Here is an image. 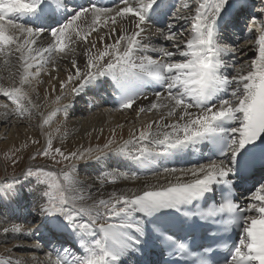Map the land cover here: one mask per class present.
Masks as SVG:
<instances>
[{
	"label": "snow or ice",
	"instance_id": "1",
	"mask_svg": "<svg viewBox=\"0 0 264 264\" xmlns=\"http://www.w3.org/2000/svg\"><path fill=\"white\" fill-rule=\"evenodd\" d=\"M178 3L177 8L167 0H114L105 6L90 0L69 11L66 0H0V56L19 53L22 68L19 86H0V95L14 105L8 111V104L0 102L5 118H24L38 107L25 85L33 80L43 83L42 74L51 77L58 58L74 53L72 45L77 43L87 45L86 62L81 67L71 58L66 80L59 81L61 92L70 85L71 93L78 96L103 81L116 99L115 110L135 106L137 118L149 113L159 117L131 130L119 144L113 130V139L89 157L99 161L109 154L124 156L148 169L156 182L146 181L140 189L113 191L107 198L93 200L85 195L72 163L84 159V152L65 154L54 147L49 135L46 146L32 155L33 160L58 156L67 162L59 172L37 167L24 173L42 188V225L72 238L70 246L55 250V255L45 254L48 264H219L220 247L227 250L224 264H264V20L253 17L246 29L254 58L235 67L226 58L238 49L220 41L233 23L234 10H243L248 0ZM260 3L264 14V0ZM15 17L33 26L18 23ZM166 17L185 20L190 27L177 31L174 23H168L162 35L173 50L149 47L141 39L145 27ZM92 33L102 48L89 40ZM106 37L112 42H105ZM45 38L46 46H38ZM230 66L233 73L228 75ZM150 85L164 91H155L148 105L138 104L149 99L144 89ZM61 99L57 95L51 103L59 106ZM60 110L54 108L43 124L48 125ZM189 151L201 152L206 162L189 167L159 163ZM138 178L109 172L101 184ZM248 183L250 200L242 205L236 191ZM11 194L18 195L5 186L0 200ZM235 229L243 236L229 245L227 234ZM2 231L23 230L14 224ZM32 247L40 249L41 244ZM165 255L169 259L162 262L153 259ZM0 264L21 262L9 256Z\"/></svg>",
	"mask_w": 264,
	"mask_h": 264
},
{
	"label": "bare ground",
	"instance_id": "2",
	"mask_svg": "<svg viewBox=\"0 0 264 264\" xmlns=\"http://www.w3.org/2000/svg\"><path fill=\"white\" fill-rule=\"evenodd\" d=\"M68 10L71 11L73 7L79 5H87L90 0H66ZM94 2V0H93ZM167 3L173 5L176 4L178 8L180 5L178 0H167ZM261 8V3H258ZM171 11H175V8ZM237 9L234 10L233 17L236 16ZM59 18V17H58ZM18 23H26V26H33L30 23H27L25 18L15 17ZM167 20V23H174L175 29L177 31L185 30L190 27L187 21L179 20L172 21L170 17L164 18ZM244 19V20H243ZM243 23L247 18H243ZM79 23V22H78ZM149 23L145 27V32L142 34V41L147 44L149 47H165L169 50H173L171 48V42L165 41L162 33H167L168 29H161V26H151ZM249 26H251V20H249ZM248 26V27H249ZM82 28H86L87 26L81 23ZM125 27H130L129 25H125ZM239 27V24L233 20V23L229 28ZM243 28V25H242ZM241 28V29H242ZM247 28H243L236 36L228 37L226 41H220L222 45L227 47L238 49L232 56L227 57L226 60L230 65H234L235 67H239L241 63L250 61L254 58V50L252 49V42L246 39L248 35ZM105 30H102L99 35H104ZM238 33V29H236ZM90 41H96L97 47L102 48V43L99 42L98 36L96 33H92L89 37ZM48 40L45 38L44 40H40L38 46H46ZM105 42L111 43L112 40L108 37L105 38ZM75 49L74 53H70L66 56L62 55L61 58L57 60V70L52 72L51 77L49 75L42 74L40 80L43 83L37 84L35 80L32 81L31 85H25V90L29 92V95L32 98L34 104L38 105L36 108H31V115L25 116L24 118L17 119L15 115H8L5 118L6 110L0 108V151H4L5 149L10 148H19L20 146L30 143L31 139L36 135H44L45 128H47L46 136L54 137L56 141H59L61 145H63L66 149L71 151H83L87 154H91L95 157L98 153L95 151L97 148L103 149L104 144L109 140L113 139L112 132L115 130V140L116 143H122L123 140H127L129 138V133L133 129H139L142 125L147 122L158 119L159 117L155 113L149 114H140L139 118H137V112L135 110V106L132 110H115L118 107L115 97L112 94L111 89L108 87V84L100 81L95 86H89L84 89L78 96H74L71 93V86L66 87L63 92L59 89V81L66 80L67 75L69 74V70L71 69V58H75L79 66L83 67L86 62L85 50L87 45L84 43H77L72 45ZM95 49H93V52ZM19 53L13 52L10 58H6L4 56H0V86L2 87H12L19 86V78L22 73V68L20 67L21 62L18 60ZM155 56V54L153 53ZM245 56H248L245 58ZM7 59V63L5 60ZM246 60V61H244ZM49 70L51 71V66L49 65ZM34 71V69H33ZM233 73V69L230 66L226 74L230 75ZM58 77V79L54 78ZM107 85L106 87H102ZM53 86H55L56 90L52 91ZM35 91H32V89ZM163 92L164 89L160 88L159 85H150L144 89L148 96V100H140L138 104L140 105H148L149 101L154 99L153 93L155 91ZM57 95L62 96L60 101V105H53L51 101L55 99ZM2 96V95H0ZM5 98V97H4ZM2 103L8 104L10 111L14 105L11 104L10 101L8 103L6 100H0ZM10 102V103H9ZM43 107L41 109L40 107ZM63 106H67L66 110ZM60 107V111L56 112L55 116H53L51 122L48 125L43 124V119L48 116L54 108ZM122 125L123 127H119ZM49 128V129H48ZM59 129V131H57ZM37 137V136H36ZM40 138V137H39ZM47 143V142H46ZM116 145L114 144L113 147ZM92 149L93 151L89 153L87 150ZM202 153L206 154L207 149H202ZM201 152H185L170 158L167 161L159 162L161 166L168 167H189L196 163V158L201 155ZM87 157L86 162L87 165H84L83 173L84 177L78 178L81 182V187L85 189V195H90L93 200H98L100 198H107V196L113 191H127L128 189H140L143 187L144 183L147 181L148 183H155L156 179L153 177L151 171L146 168H141L130 159L124 156H116L109 154L105 156L103 159L97 161L95 159H90ZM206 162V159H205ZM92 165V166H91ZM109 172H124L129 176L136 175L139 178L136 180H124L118 179L116 184L111 183H103L101 181L107 176ZM30 180V179H29ZM32 180V179H31ZM15 184L12 185V188L17 191L20 189L22 191L20 195L19 203L23 205H30L33 208L35 207V200H29L30 197H35L36 195H40L39 190L42 189L41 186H38L36 182L32 183L29 189L31 195L25 190V186L27 180L22 178H18L15 180ZM35 181V180H32ZM163 182V180H161ZM16 186V187H15ZM12 195L2 199L0 202H7L9 198L10 201H14L11 198ZM248 201V200H247ZM89 200L87 203H91ZM4 209L3 211L7 212L10 208L5 210L1 204L0 209ZM14 208H17L20 213L19 216L11 217L7 214L6 216V225L17 224L21 226L22 233H14L20 236L21 239L12 240L10 242L8 248H1L0 253H13L14 245H20L21 243H25V249L23 253H19L18 255L23 256L24 261H20L21 264H48L46 253L49 251H53L55 255V250H59L63 247H68L72 243L71 241H66L64 238L67 234L60 233L52 228L50 225H42L43 217L40 215L39 207L38 208H27L21 209L17 202L15 201ZM0 216H2V212H0ZM4 218V217H3ZM20 220H18V219ZM0 220V228L4 227L1 225ZM5 225V226H6ZM9 228V227H8ZM38 229V230H37ZM13 233L5 234L2 232L0 234V240L9 241ZM28 234V235H27ZM27 237V240H34L24 242L22 240L23 237ZM24 237V238H25ZM68 238V237H67ZM50 240V242H48ZM27 243V244H26ZM35 243H40L41 248L35 249L32 247ZM68 244L65 246V244ZM2 246V245H1ZM14 248H11V247ZM23 247V248H24ZM11 249V251H9ZM26 251H31L33 256L35 252L42 254L41 257H31L29 261L26 259L29 254H26Z\"/></svg>",
	"mask_w": 264,
	"mask_h": 264
},
{
	"label": "rangeland",
	"instance_id": "3",
	"mask_svg": "<svg viewBox=\"0 0 264 264\" xmlns=\"http://www.w3.org/2000/svg\"><path fill=\"white\" fill-rule=\"evenodd\" d=\"M254 2H259V0H254ZM257 10V15L255 17L264 20L263 19V14L258 11L257 5L255 6V11ZM247 18H249V15L247 16ZM243 23L242 21V25L244 28L249 26V21L245 20ZM248 56H245V58ZM247 59V58H246ZM248 60V59H247ZM246 61V60H244ZM14 87V86H12ZM0 100H6V102L8 103L7 98H4L3 96H0ZM10 103V102H9ZM41 109H43V107H40ZM31 115V114H30ZM28 116V115H26ZM17 119H20L17 117ZM49 129V128H48ZM47 128H45V134H47ZM44 135H36L35 137H33V139H31L30 143L28 142L27 144L24 143V145L20 146L19 148H10V149H5L4 151H0V189H3L5 186H11L13 184H15V180L18 178H22L24 180H27L26 182H21L22 183H27V185L24 187L26 192L28 193V195H31L29 189L27 190V187L29 188L30 185L32 183H34L35 181L29 180L28 178L25 177L24 173L28 170V168H32V169H36L37 167H41L44 168L45 170H51V171H56L59 172L61 169H64L66 167L67 162L63 161L60 157H56V160H59L60 162L57 163L56 160H53L50 157H43V156H37V158L35 160H33L31 157L32 155H34L36 153L37 149H42L43 147L46 146V142L49 139V136L45 137ZM40 137V138H39ZM53 140V145L54 147H60L62 149V151L65 152V154L69 153V152H75V151H71L66 149L63 145H61L59 143V141H56L54 137H51ZM38 141L39 143L34 144L33 141ZM78 152H83V151H78ZM85 153V158L81 159V160H74L72 161V163L75 164L76 166V175L78 178H82L84 177V173H83V169H84V165H87L88 162H86L87 157L92 156L91 154H87ZM92 166V165H91ZM105 179V178H104ZM16 187V186H15ZM42 189L39 190L40 194H41ZM15 193L17 194H11V198L14 199V201H10L9 198L7 199L8 203L5 202H0V204L6 208L5 210L7 211V208H10L9 211L5 212L3 211L4 209H0V212H2V216H0V220H3V222L1 221V225H4V227L0 228V234L3 232L2 229L5 227H9L11 228L12 225L14 224H10V225H6V216L7 214L10 215L11 217L14 216H21L19 215L20 213H18L19 211L17 210V208H14L15 206V201L17 202V205H19V207H21V209H27L29 208H33L32 206L30 207V205H23L21 203H19L20 201V195L22 193V191L20 189H18L17 191H15ZM10 196V195H9ZM35 200V207L34 208H38L39 204L42 203L41 199H40V195H36L35 197H30L29 200ZM1 201V200H0ZM33 208V209H34ZM39 211V210H37ZM4 217V218H3ZM18 219V218H17ZM20 220V219H18ZM6 225V226H5ZM17 225V224H15ZM28 235V234H27ZM20 236L22 235H18V234H12L11 238L9 241L5 240L2 241L0 240V249L2 248H8L10 242L13 240H17V239H21ZM25 237V236H24ZM22 238V240L24 242H28V241H34V240H27V237ZM27 244V243H26ZM2 245V246H1ZM21 247L19 248H14L13 246L11 248L13 249V253H0V261L6 260L9 256H11L13 258V260H19V261H24L25 258H23V256H19V253H23L24 250H28L25 249V243H21L20 244ZM24 247V248H23ZM26 254H29L27 256L25 261H29L30 259H32L31 257L35 256V257H41L43 256L42 254L40 255L39 253L35 252V254L33 256H31L33 253L31 251H26ZM44 257V256H43Z\"/></svg>",
	"mask_w": 264,
	"mask_h": 264
}]
</instances>
